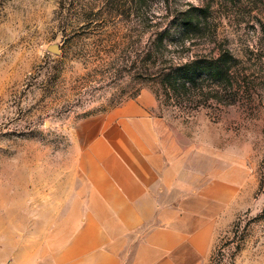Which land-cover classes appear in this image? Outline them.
<instances>
[{
  "label": "rangeland",
  "instance_id": "1",
  "mask_svg": "<svg viewBox=\"0 0 264 264\" xmlns=\"http://www.w3.org/2000/svg\"><path fill=\"white\" fill-rule=\"evenodd\" d=\"M129 1L0 0V264H37L56 224L94 214L96 161L119 159L107 139L119 149L129 104L164 124L149 129L189 172L230 187L203 264H264V0ZM190 7L209 30L189 54L229 57L226 77H203L212 97L191 107L156 84H119V52L145 53L155 23L163 32ZM164 50L176 60L173 43Z\"/></svg>",
  "mask_w": 264,
  "mask_h": 264
},
{
  "label": "crops",
  "instance_id": "2",
  "mask_svg": "<svg viewBox=\"0 0 264 264\" xmlns=\"http://www.w3.org/2000/svg\"><path fill=\"white\" fill-rule=\"evenodd\" d=\"M132 105L115 119L119 149L107 139L106 156L119 159L96 161L100 206L84 222L56 224L37 264H203L210 255L230 187L189 172L149 129L164 124Z\"/></svg>",
  "mask_w": 264,
  "mask_h": 264
},
{
  "label": "trees",
  "instance_id": "3",
  "mask_svg": "<svg viewBox=\"0 0 264 264\" xmlns=\"http://www.w3.org/2000/svg\"><path fill=\"white\" fill-rule=\"evenodd\" d=\"M134 1L136 0H130V5L135 4ZM148 21L142 18L139 20L140 26L143 27ZM155 24L157 27L152 33L150 48L145 53L133 54L126 49L119 52V84L129 77L139 88L144 84L161 86L164 92L175 96L185 106H197L201 103L198 99L206 103L212 95L210 91L203 90V77L212 82L226 77L228 72L223 64L229 61V57L226 54L218 58L189 54L195 45L193 40L209 30L205 10L190 7L176 13L163 32H158L159 25ZM132 38L126 36L125 41L134 40ZM166 41L175 45L176 60L175 56H171L164 60L166 62L163 61ZM158 61H161L162 66L156 65ZM126 93L123 92L122 96Z\"/></svg>",
  "mask_w": 264,
  "mask_h": 264
},
{
  "label": "water",
  "instance_id": "4",
  "mask_svg": "<svg viewBox=\"0 0 264 264\" xmlns=\"http://www.w3.org/2000/svg\"><path fill=\"white\" fill-rule=\"evenodd\" d=\"M49 50L52 51V52H55V53H59V49L55 46H51L49 47Z\"/></svg>",
  "mask_w": 264,
  "mask_h": 264
}]
</instances>
